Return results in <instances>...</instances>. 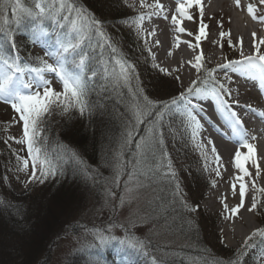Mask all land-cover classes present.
<instances>
[{
  "label": "snow or ice",
  "instance_id": "6c2138e0",
  "mask_svg": "<svg viewBox=\"0 0 264 264\" xmlns=\"http://www.w3.org/2000/svg\"><path fill=\"white\" fill-rule=\"evenodd\" d=\"M175 4L174 13L171 15V24L179 34L194 37L195 44L191 41H184L190 50H196L197 54L193 60L186 63L197 73V79L191 81V85L179 94V100L173 97L169 101L154 102L144 94V89L139 85L135 91L132 89V79H138L135 75V66L115 54L117 48L111 42L110 37L102 28V22L98 20L95 13L83 6L79 0H3L0 5V101L9 104L13 111L18 114V121L22 122V137L17 139L10 137L17 144L26 145L27 156L16 155L20 170L27 171L31 161V174L25 184L33 181L43 183L49 177H55L59 168L58 162L48 153L46 147L38 144L41 125L46 116L52 114L53 107L62 109L63 113H68L72 109L79 110L83 115L88 108L86 97L90 86L97 80H104L113 85L114 88L127 86L132 93L129 102V111L132 113V120L129 123L130 130L124 137L125 146L134 142L136 130L140 124L147 123L145 135L140 136L135 141L137 156L143 157L157 145L164 144L163 131L160 127L166 113L183 117L181 125L185 130L190 129L191 140L195 146L201 150L204 157V170L209 167V157L204 151L206 145L197 142L204 125L201 119L211 124L216 131L220 129L212 123L206 113L205 104L212 107L214 112L227 113L225 122L231 130L232 138L236 139L238 146L231 156V163L234 165L236 173L230 183V191L233 198L239 195V202L234 207L227 204V196L221 197L222 215L233 220L241 214V210L255 212L258 202L253 198L250 206L245 205L246 193L249 183L245 178H252L250 168L254 167L256 178L260 176V161L264 156H258L257 146L254 143L256 136H248L243 126V121L232 105L239 106V100L233 98V93L229 85L233 83L228 70L233 73H255L261 81H264V37L258 36L257 32L250 33L252 37L251 55H245L243 51V37H239L234 44L231 39V29L223 30V20L217 21L220 40L227 38L229 49L239 47L240 58L229 60L225 57V62L216 65L214 68L204 66L203 49L200 42L207 40L210 36L209 24L204 20L205 9L202 0H173ZM236 8L245 11L253 21L264 24V0H252L242 7L241 0H235ZM141 6L144 7L143 0ZM151 12L141 13L136 19L125 21L130 25H135L139 35L141 25L146 15L150 19L152 16H162L168 19L165 6L156 0L155 3L147 5ZM198 12L199 23L197 31L194 33L184 27V22H196ZM211 19V17L209 18ZM231 17H229V23ZM17 34H23L30 46L42 47L44 56L32 58L21 56V46L16 41ZM149 37L155 35V30L147 34ZM147 39L144 43L147 44ZM177 38V47H179ZM216 43L215 41L213 42ZM156 46H160V41H156ZM220 48L224 47L221 43ZM151 53V49H147ZM105 51L109 56L105 59ZM171 55V52L168 53ZM153 59L155 56L153 54ZM52 61L51 63L49 61ZM183 64H181V67ZM160 72L171 76L167 69L160 68ZM179 72V68L175 69ZM223 71V78L217 79L216 73ZM46 74H52L53 78L61 84V90L57 91L52 86V80L46 78ZM174 79L179 82L180 77L176 75ZM231 101V103H230ZM249 111H255L251 105H246ZM264 117V112L259 113ZM155 117L149 120V117ZM227 134L221 132V136ZM251 141V142H250ZM7 143V140H5ZM210 151L213 157L211 163L218 165L213 169L216 177H221L220 165L221 156L215 143L209 139ZM74 155V154H73ZM162 155H166L162 153ZM139 162V161H137ZM163 175L175 180L176 174L172 171L171 162L168 161ZM154 174L159 172V168ZM225 171L227 169L225 168ZM212 187L216 186L215 180L210 182ZM255 179H251V187L255 188ZM264 191V189H261ZM174 195L181 197L180 203L189 213L199 210V205L189 206L180 191L179 183H175ZM0 203H3L0 201ZM127 231V225H121ZM259 234L264 236V230L257 229L246 238L245 248L251 247L252 236ZM95 239L100 244H106L110 240L116 239L114 236L97 233ZM221 237V243H223ZM121 243L144 251L148 244L144 240L136 239L129 232ZM264 255V254H262ZM152 264H157L156 258H152ZM219 264V262H217Z\"/></svg>",
  "mask_w": 264,
  "mask_h": 264
},
{
  "label": "rangeland",
  "instance_id": "374dc122",
  "mask_svg": "<svg viewBox=\"0 0 264 264\" xmlns=\"http://www.w3.org/2000/svg\"><path fill=\"white\" fill-rule=\"evenodd\" d=\"M211 2L217 0H208ZM207 0H202L205 9L204 20L209 24L210 36L207 40L200 42V48L203 49L204 66L206 68H214L218 64L225 62L227 59H239V47L229 49L227 38L220 40L219 32L221 29L217 26L218 20H223V30L231 29V39L235 44L239 37H243V51L245 55H251L254 51L252 47L251 32H257L258 36L264 37V24L258 21H253L245 11L236 8L235 0H227L223 6H215V10H207ZM156 0H143L144 7L141 6V0H124V3L129 10L127 15L122 20V26H125V32L133 31L135 36L140 39V46H144L147 51V58L150 66L160 71V68L167 69L172 73L171 76L160 72L162 78H165V88L153 83L155 86L148 91V97L154 102L169 101L173 97L179 100V94L191 85V81L197 79V73L193 69L190 77H185L184 74L171 71L165 65H157L154 56L159 51L157 46L153 44L154 37H149L145 30L146 18L141 25V31L137 34L135 25H130L125 21L136 19L141 13H149L152 11L147 5L155 3ZM252 0H241L242 7L246 8V4ZM104 5V3L102 4ZM212 6V5H210ZM193 12H196L193 9ZM196 22H189V27L192 32L197 31L199 17L196 12ZM157 18V16H152ZM211 17V19H209ZM229 17L231 22L229 23ZM236 25L240 28L239 36H234ZM117 29V28H116ZM146 32V33H145ZM185 38L195 44L194 37L185 35ZM147 39V44L144 40ZM216 42L215 44L213 42ZM224 47L221 49L220 44ZM151 49V53L147 49ZM197 54L198 49L193 50ZM261 51H264V45L261 46ZM32 53H40L44 56L42 47L36 46ZM52 62L51 60L49 61ZM228 74L232 77L233 83L229 85L232 89L233 98L238 99L239 103L252 104L256 108H260L262 99L256 95V91L248 84V80H242V73H233L228 70ZM245 74V73H243ZM164 75V76H163ZM179 75L180 81L177 82L174 77ZM217 79L223 78V71L217 72ZM156 76V75H155ZM46 78L52 80V86L57 90H61V84L53 78L52 74H46ZM156 79V78H155ZM240 80L243 84L239 88L235 82ZM156 86L161 89L157 91ZM159 87V88H160ZM250 89V90H249ZM231 103V101H230ZM234 105V104H233ZM209 112H213V108L205 104ZM236 111L242 109L233 108ZM179 113V112H176ZM214 114V112L212 113ZM243 124L247 126L248 136H251V131L261 135L258 139L264 142V130L261 128H250L245 116H239ZM18 121V114L13 111L9 104L0 101V137L3 147L7 148L12 154H18L20 157L27 156L26 145L17 144L10 137L17 139L22 137V122ZM203 124V120L201 119ZM264 125V124H263ZM190 130V129H189ZM42 133V129L40 135ZM203 130L200 132L197 142L206 145L204 151L209 157L208 170H204L205 160L201 155V150L195 146V143L189 140L187 145L182 149L177 150L174 145L173 149L167 146L168 153L159 159V172L154 174L156 168L153 164L145 165L139 162H134L133 158L130 161H124L122 152L117 155L114 160L113 173L102 178L99 182L93 181L84 199L78 201V204L72 206L69 212L61 216L60 219H55L53 225L50 226L47 238L45 237L41 244V251L36 258H29V240L21 236L6 235L1 228L0 223V264H107V257H112L117 264H137L138 254L146 257L149 260L142 261L139 264H152V258L155 257L157 264H199L195 262L192 256L199 254V248L207 249L222 255H229L237 252V259L247 253L258 264H264V255L261 251H257L254 245L259 239L264 236L258 233L252 236L251 247L245 248L246 238L240 240L237 236L224 230V226L231 225L234 232H243L246 225L241 223V214L233 220H228L222 215L221 201L215 204L214 208L207 207L209 201V193L213 189L225 187L230 191V179L224 169L220 167L221 177H216L213 169L218 165L211 163L213 160L210 148L211 145L203 139ZM7 140V143H5ZM251 142V141H250ZM258 156L261 146L256 140ZM236 145L235 147H237ZM131 148L135 149V139L131 144ZM182 152V153H181ZM16 161V167L5 164L7 170L6 179L14 191L16 196L24 199V204L30 203L31 208L38 207L37 201L41 196L39 181H33L25 184L28 176L31 174V161L27 171L20 170L19 162ZM171 162L172 171L176 177L173 180L170 176L165 177L163 173L168 171L166 165ZM220 165H222L220 161ZM260 163L261 173L256 178L255 168H250L252 178L246 177L251 182L255 179V188L251 187L249 195V206L254 198L258 202V207L255 212H249L251 222L254 224L255 230L264 228L261 225V212L264 210V168ZM234 168V165H232ZM235 170V168H234ZM112 176H111V175ZM215 180L216 186L212 187L210 182ZM179 183L180 191L183 194L185 202L189 206L199 205V210L194 213H189L180 203L181 197L175 196V183ZM44 199V198H43ZM42 199L43 207L47 201ZM233 199L227 197V203ZM49 204V203H48ZM51 207V206H50ZM231 208V207H230ZM49 211L47 212L48 216ZM182 214L186 216V225L179 221ZM46 215V213H45ZM47 217H44V221ZM121 225H127V231ZM4 226V225H3ZM6 227V226H5ZM42 227V226H41ZM40 230V228H37ZM55 229V230H54ZM54 231V232H53ZM136 239L144 240L148 247L144 251L136 250L127 243H121L128 233ZM97 233L116 237L106 244H100L96 239ZM223 237V243H221ZM189 252H192L190 255ZM206 256V255H205ZM244 257V259H246ZM240 260V259H239ZM201 264H205L201 262Z\"/></svg>",
  "mask_w": 264,
  "mask_h": 264
},
{
  "label": "trees",
  "instance_id": "16d2710c",
  "mask_svg": "<svg viewBox=\"0 0 264 264\" xmlns=\"http://www.w3.org/2000/svg\"><path fill=\"white\" fill-rule=\"evenodd\" d=\"M79 2L95 13L96 18L102 22L103 30L118 50L115 55L135 66V75L138 79L134 78L131 81L133 91L139 85L144 89V94L148 96L150 88L155 86L153 83L165 88L166 80L160 77V71L150 66L145 47L139 45L140 38L135 36L133 31L125 32V26L121 27L123 18L129 15L124 0H79ZM2 4L3 0H0V5ZM16 41L21 46L22 57L41 56L32 53L35 46L29 45L25 35L17 34ZM108 56L109 52L105 51V59ZM159 87L156 86L157 91L163 90ZM131 97L132 93L129 92L127 86L114 88L104 80L97 79L90 86L86 97L88 108L83 115L77 109L63 113L61 108L53 107L52 114L46 116L41 125L42 133L37 143L47 148L54 162H58L59 168L55 177H49L43 183L39 182L41 196L37 201V209L34 206L31 208V205L35 204H24V199L16 196L11 190L6 179L5 164L16 167V157L5 146L2 151L0 137V201L3 202L0 203V223L2 224L0 226L8 236H17L18 239L20 238L18 236H21L24 240H29V253L27 252L29 258L38 256L41 244L44 238H47V232L49 233L48 230L54 220L60 219L69 212L72 206L77 205L78 201L81 202L93 181L99 182L102 179L100 177L113 173V166L111 170L109 165H113L120 151L126 162L133 158L136 163L139 160L145 165L153 164V167L158 169L159 159L165 156L162 153H168L167 146L174 150L171 146L174 145L177 150H183L189 142L190 130L186 131L181 125L183 117L179 113L175 115L166 113L160 125L164 144L157 145L143 157L137 156L136 149H132L131 144L127 146L124 144V137L130 130L129 123L132 120V113L129 111ZM154 118L153 116L148 119ZM146 127H148L147 123L138 126L134 136L135 141L145 135ZM42 199L47 201L45 207H43ZM48 211L50 214L47 216ZM45 216L47 218L44 221ZM185 220L186 216L182 214L179 221L185 224ZM260 221L264 223V210L261 212ZM20 240L23 239L20 238ZM254 247L264 254L263 238L259 239ZM198 248L199 253L204 256L201 257L197 253L192 258L195 262H200L199 264L201 262L205 264H217V262L219 264H258L247 253L242 256L241 260L236 257L237 252L222 255ZM189 254L191 255L192 252ZM246 256L247 258L244 259ZM137 257L140 258L139 263L149 260L139 254ZM105 260L107 264H113L110 256Z\"/></svg>",
  "mask_w": 264,
  "mask_h": 264
},
{
  "label": "bare ground",
  "instance_id": "6f19581e",
  "mask_svg": "<svg viewBox=\"0 0 264 264\" xmlns=\"http://www.w3.org/2000/svg\"><path fill=\"white\" fill-rule=\"evenodd\" d=\"M159 2L165 6V12L168 15V19H164L162 16H157V18L151 17L150 19L148 18L146 20V23H145V30L147 33L152 32L153 29L155 30V35H153V37H154L153 44L156 45V41L157 40L160 41V46L159 47L157 46V49L159 51L155 55V60L157 62L156 64L157 65H165L171 71H175V69L179 68V70L184 74L185 77H188V76L190 77V75L193 72V68H191L186 62L188 60L194 61V57L196 54L194 53L193 50L189 49L187 44L183 43L184 41H189L188 39L185 38V35L177 33L175 30V26H173L171 24V15L174 13V9H175V4H174L173 0H171V1L170 0H159ZM226 3H228L227 0H217V1H213L211 3H210V1H208L207 10L208 9L215 10V8L217 6H223ZM210 5H212V6H210ZM189 26H190L189 22L185 21L184 27H186L187 29L190 30ZM234 32L235 33L237 32L236 35L234 34V36H239L240 28L237 25L235 27ZM177 38L180 41L179 47H177ZM169 52H171V55H168ZM181 64H183L182 67H181ZM251 107H252V105H251ZM245 110L248 113L255 114L258 118L262 119L264 122V117H262L258 114L259 111L258 112L256 110L254 112L249 111V109L247 107H245ZM206 113L208 116H210L209 111L208 112L206 111ZM224 114L228 115L227 113H224ZM211 121H212V119H211ZM212 123L215 124L220 129V132L216 131V128H213L211 126V124H209V127L203 130L202 137L206 142L209 139H211L215 143V145L218 149V152L221 156V163H222L224 169L225 168L227 169L226 173H227V175L231 181L232 177L235 174H237L236 170H234V168H232L233 164L231 163V156L234 152V149L236 148L235 146L237 144H235V143H237V140L232 138L231 130H229V129L224 130L221 127V125L218 123V120L216 122V120L213 119ZM261 125L263 126V124H261ZM221 132H223L227 135L221 136ZM251 136L257 137L256 140L259 141V144L261 146V150L259 151V156H264V142L262 143L258 139V137H261V135L252 134ZM231 138L233 141L231 140ZM260 163L263 164L262 168H264V160H261ZM245 181L249 183V188H248V191L246 193L245 205L249 206V195L251 193L250 192L251 182L249 180H247L246 178H245ZM222 196H227L230 199L231 198L233 199V201L227 203L229 207H234L239 202L238 193H237L236 197L233 198L231 191H227V189L225 187H221V188L213 189L209 193V201L207 203V207L214 208L215 204L217 202L221 201ZM241 216H242L241 217V223L246 225L245 229H243V232H236L235 233L234 228L231 225L224 226V230H226L227 232L237 236L238 238H240V240H243V239L249 237L255 231V227H254V224L251 222L252 218H251V215L248 211H245L242 209L241 210Z\"/></svg>",
  "mask_w": 264,
  "mask_h": 264
}]
</instances>
